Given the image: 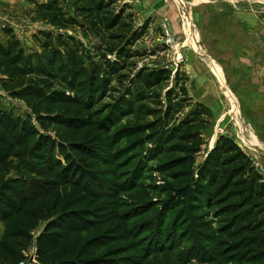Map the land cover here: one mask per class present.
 I'll list each match as a JSON object with an SVG mask.
<instances>
[{"label":"trees","instance_id":"1","mask_svg":"<svg viewBox=\"0 0 264 264\" xmlns=\"http://www.w3.org/2000/svg\"><path fill=\"white\" fill-rule=\"evenodd\" d=\"M49 1L37 8L47 14H38L36 18L42 17L61 26H77V20L66 19L58 7L62 0ZM75 4L76 13L92 23H95L92 13L109 9L98 0H76ZM102 19L104 30L110 31L118 26L113 29L117 30L113 38L118 41L106 50L107 54L116 51V60H105L100 66L112 76L132 65L130 59H134L137 52L130 53L125 48L126 22L122 16ZM3 31L6 43L0 42L1 85L11 97L22 99L32 115L16 117L0 107V220L5 224L0 240V264H19L26 258L25 251L32 243L36 245L39 264H139L136 258L141 256L136 254L144 250L145 242H150L148 229L153 217L148 224H132L130 221L146 210L133 208L127 211L121 195L138 186L151 161H159L156 167L161 173L170 171L173 181L188 182L186 189L190 188L187 185L194 183L190 195L195 201L194 207L204 206L203 202H211L215 197L216 201L221 199L222 195H218L226 187L233 189L226 195L245 193V198L264 197L262 175L255 171L249 157L238 145L225 136L218 137L195 180L194 155L203 140L199 129L210 125V111L197 103L190 114L179 118L192 101L179 71L176 73L179 95L176 96L171 89L166 93L165 110L161 116L158 117V112L163 108L145 109L143 103H148L153 95L157 100L152 103H159V89L169 81L165 69L138 72L126 90L124 102L114 106L99 120L95 115L99 96L95 92L100 87L103 91L101 84L109 81L107 75L100 78L101 69L94 68L90 80L87 82L89 78H86L84 85L80 80L84 73L81 74L76 66V53L68 50L72 69L63 71V66H57L59 52L54 48L50 34L42 32L41 38H37L41 53L27 54L11 29ZM144 110L157 114L160 127L152 136L153 146H144L130 159L134 166L124 183L117 162L125 151L118 152L116 147L134 130L131 127L117 129V126ZM32 116L39 127L33 124ZM138 145L144 144L137 143L134 147ZM59 154L64 157L66 164L63 166ZM14 157L20 159L18 171L24 170L31 176H8L5 166ZM100 163L109 168L92 169L93 165ZM46 174L51 177L42 179ZM171 205L175 202H169L165 212ZM165 222L166 219L161 220L162 227ZM262 223L263 220H254L253 231L249 230L250 235L241 240L242 247L249 245L246 260L249 264H264ZM41 224H44L43 228L35 236L34 232ZM258 228L263 230L254 232ZM151 233L156 239L154 243H159L157 230ZM204 235L215 246L213 236ZM157 247L147 251L146 256L165 248ZM200 251L209 250L203 248ZM218 254L223 256V251L214 247L211 257L201 260L214 259Z\"/></svg>","mask_w":264,"mask_h":264},{"label":"rangeland","instance_id":"2","mask_svg":"<svg viewBox=\"0 0 264 264\" xmlns=\"http://www.w3.org/2000/svg\"><path fill=\"white\" fill-rule=\"evenodd\" d=\"M48 1L30 0V6L15 10H7L0 5L1 20L15 21L20 32L12 31L27 54L41 53L37 38L42 32L48 33L52 36L54 48L59 52L57 66H63V71L73 67L68 54V50H71L77 54L76 66L81 74L84 73L81 81L89 78L88 82L94 68L101 69L100 78L105 75L109 77L105 85L101 84L104 86L103 91H100V87L95 92L99 96L95 107L96 118L102 120L114 106L124 102L126 90L138 72L165 69L169 73V81L159 89V103H152L157 100L155 95L148 103H143L145 109L163 108L161 112L157 111L158 117L161 116L165 110L166 93L171 89L172 93L179 95V83L176 82V73L179 71L180 77L185 79L183 86L192 99L179 118L183 119L190 114L197 103L203 104L210 111V125L199 129L203 140L200 150L194 155L195 180L220 136L233 140L264 179V0H98L109 9L92 13L95 23L76 13V0H62L58 7L66 19L77 20L76 27L61 26L43 20L42 17L36 18L38 14H47L46 11H37V8ZM89 4L92 5L91 2ZM116 15L122 16L123 20L126 17L123 42L130 53L137 52V55L130 59L132 65L126 70L120 69L111 76L100 66L105 60H116L117 52L107 54L106 50L118 41L113 38L117 31L113 29L118 26L110 28V31L104 30L102 17ZM248 33L253 38L247 37ZM0 41L6 43V40ZM0 95V107L3 110L16 117L28 118L32 115L26 103L11 97L1 82ZM156 115L144 110L118 124L117 129L131 127L134 130L116 147L118 152L125 151L119 155L117 162L120 178L129 176L134 166L130 159L136 152L144 146H153L152 136L156 135L160 127L157 124L161 121L156 120ZM32 117L33 124L39 127L35 117ZM49 133L55 135L54 132ZM137 143L144 145L134 147ZM59 158L62 166L65 165L64 157L59 154ZM19 162L20 159L14 157L6 164L8 176L30 175L24 170L18 171ZM158 163L151 161L148 168L144 169L146 171L138 186L121 195L127 211L133 208L146 210L133 218L130 221L132 224L145 225L153 220L148 229L150 242H145L144 250L136 254L141 256L136 258L139 264H249L246 261L250 252L247 249L249 245L242 247L241 240L250 235L249 230L253 231L251 228L254 220H263L264 223V197L245 198V193L226 195L233 190L226 187L218 195H222L221 199L216 201L215 197L211 202H203L204 206L194 207L195 201L190 197L194 183L187 185L190 188L186 189L185 184L188 182L173 181L170 171H159ZM106 168L109 166L101 163L92 166L94 170ZM50 177V174H46L42 179ZM167 201L175 202V205H171L165 212L169 203ZM162 219H166L163 227L160 224ZM43 225L35 230V236ZM153 230H157L162 243H154L156 239L151 233ZM262 230L258 228L254 232ZM4 231L5 224L0 220V240ZM204 233L213 236L215 246L209 238L203 237ZM156 246L165 248L146 256V252L154 250ZM214 247L218 251L222 250L223 256L218 254L214 259L201 260L211 257ZM203 248L209 251H200ZM27 249V254L32 256L33 244ZM29 264L39 263L31 261Z\"/></svg>","mask_w":264,"mask_h":264},{"label":"built area","instance_id":"3","mask_svg":"<svg viewBox=\"0 0 264 264\" xmlns=\"http://www.w3.org/2000/svg\"><path fill=\"white\" fill-rule=\"evenodd\" d=\"M1 3H2V0H0V5H1ZM9 29L14 30L15 33H19L20 32L18 30V25L15 23L14 20L13 21L4 22V21L1 20V17H0V30H9ZM32 244H33V255L31 256V255L27 254V251H28V249H27L25 251L26 258L23 259L21 262H19V264H29L31 261L32 262H35V261L38 262L37 259H36V251H37L36 245H35V243H32ZM32 244H30V245H32Z\"/></svg>","mask_w":264,"mask_h":264},{"label":"crops","instance_id":"4","mask_svg":"<svg viewBox=\"0 0 264 264\" xmlns=\"http://www.w3.org/2000/svg\"><path fill=\"white\" fill-rule=\"evenodd\" d=\"M1 5L3 8H5L7 10L8 9L15 10V9H18V7H27L28 5L30 6L31 3H30V0H2ZM190 29H191V27H190ZM192 31H193V28H192ZM0 36H1L0 39L2 41L6 40V37L4 36V31L0 30ZM246 36L249 38H253L252 36H250L249 33L246 34ZM261 39H263L262 36H261ZM217 68H219V67H217Z\"/></svg>","mask_w":264,"mask_h":264},{"label":"bare ground","instance_id":"5","mask_svg":"<svg viewBox=\"0 0 264 264\" xmlns=\"http://www.w3.org/2000/svg\"><path fill=\"white\" fill-rule=\"evenodd\" d=\"M182 3V2H181Z\"/></svg>","mask_w":264,"mask_h":264}]
</instances>
